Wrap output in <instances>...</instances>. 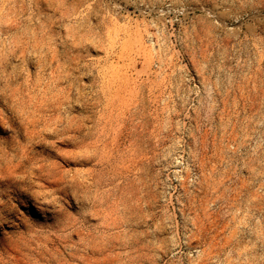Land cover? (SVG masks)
<instances>
[{"label": "rangeland", "instance_id": "374dc122", "mask_svg": "<svg viewBox=\"0 0 264 264\" xmlns=\"http://www.w3.org/2000/svg\"><path fill=\"white\" fill-rule=\"evenodd\" d=\"M0 264H264V0H0Z\"/></svg>", "mask_w": 264, "mask_h": 264}]
</instances>
